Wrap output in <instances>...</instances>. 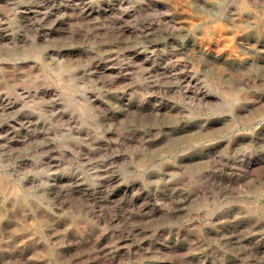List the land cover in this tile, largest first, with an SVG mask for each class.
<instances>
[{"label":"rangeland","instance_id":"374dc122","mask_svg":"<svg viewBox=\"0 0 264 264\" xmlns=\"http://www.w3.org/2000/svg\"><path fill=\"white\" fill-rule=\"evenodd\" d=\"M0 264H264V0H0Z\"/></svg>","mask_w":264,"mask_h":264},{"label":"bare ground","instance_id":"6f19581e","mask_svg":"<svg viewBox=\"0 0 264 264\" xmlns=\"http://www.w3.org/2000/svg\"><path fill=\"white\" fill-rule=\"evenodd\" d=\"M190 81V80H189ZM258 165V164H257Z\"/></svg>","mask_w":264,"mask_h":264}]
</instances>
